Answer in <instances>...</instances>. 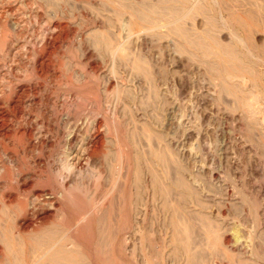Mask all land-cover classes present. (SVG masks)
<instances>
[{
	"label": "bare ground",
	"instance_id": "obj_1",
	"mask_svg": "<svg viewBox=\"0 0 264 264\" xmlns=\"http://www.w3.org/2000/svg\"><path fill=\"white\" fill-rule=\"evenodd\" d=\"M207 7L0 0V264H125L132 245L141 264H264L259 202L234 185L231 199H217L213 184L187 180L162 130L173 104L168 49L178 63L187 52L221 93L236 95L246 127L259 119L263 97L235 79L264 90V36L251 39L263 20L232 10L247 38L234 31L223 45L227 20ZM197 8L203 33L187 27Z\"/></svg>",
	"mask_w": 264,
	"mask_h": 264
},
{
	"label": "rangeland",
	"instance_id": "obj_2",
	"mask_svg": "<svg viewBox=\"0 0 264 264\" xmlns=\"http://www.w3.org/2000/svg\"><path fill=\"white\" fill-rule=\"evenodd\" d=\"M190 1H192V3H196L197 5H207V8L210 10L209 12H211L213 16L215 15L214 17L218 20V22L222 23V21L224 22V20H227V24H225L227 28L222 25L217 32V37L219 38L218 41L224 43L223 45L232 42L233 34L231 33H234V31L238 32L236 30L237 25L236 22H234L235 20L233 21V19L228 17L229 12L232 10H237L240 13L247 11L252 13L254 12L261 17L260 19L263 20L262 22L264 23V0H227L228 2H225L224 0ZM220 1L221 3H219ZM216 2L218 3L216 4ZM198 10L200 11L198 8L193 10V12L192 10L190 11L192 14L189 15L192 17L190 18L188 15V18L186 19L187 27H190V29L192 28L191 30L194 29V32L203 33L206 28L207 21L204 16L205 14L199 12ZM262 22L257 23L258 26H256L254 33L251 35V39H254L253 42L255 45L263 44L262 40H260L264 36V24ZM238 33L243 39L247 38V34L244 32L242 33L241 31ZM262 39H264V37ZM218 50L220 52V49H217L216 51ZM162 52L164 51L162 50ZM186 53L187 52L182 55L181 63H178L173 58L169 49L168 51L162 53L166 64L165 67L167 71L169 70V74L171 73L168 75V85L170 90L168 89L167 92H171L168 95V97L170 96L168 98L169 102L171 99L173 104L174 99H178L179 102L176 103L177 100H175V105H167L164 113L168 110L169 112L165 115L163 114L164 124L162 125V130L167 137L169 135L172 136L168 137L169 147L170 149L172 148V151L173 149H175L174 151H178V157L181 158V160H179L181 161L182 166L184 165L185 171L187 170V180L190 179L189 181H199L198 184L202 187H205L207 184H213L215 192L217 193V199H223L224 197H226V199H231L233 194H235L234 187L238 190L241 188L242 190L240 189L239 191H245L244 193H247L250 198L259 202V210L262 214H264V152L259 144V139H262L259 137L262 135L258 136L264 133V90L253 89V86L249 83L250 81L246 78H244V80L243 78H239L241 80L238 78L235 79L236 84H239H237L238 87L236 85L235 86L240 91L242 90L243 92H247L251 90L254 92L255 90V96L258 95L257 97H260L261 99L263 97V99L256 102L257 104L255 105L256 107H261L257 109L258 114L256 113L260 120L258 119L257 122L255 120V123L250 126L253 128L255 127L254 129L248 128L246 127L247 122H245L247 114L238 105L237 98L235 97L236 95L221 93L218 89L219 86L217 85L219 84V80L212 75L213 79H211L212 77L210 76V72L207 71L206 66H203V63L199 64L197 61L195 62V60L190 57L191 55ZM174 69H176L179 74L175 75L173 73L176 72ZM259 69L257 70L264 71L263 67ZM180 71H183V75ZM178 75H182V80L179 79L180 76L178 77ZM172 101L170 103H172ZM168 107L170 108L168 109ZM179 111H181V113ZM258 117H255V119ZM245 123L246 125H244ZM178 124H181V126ZM247 130H251L252 134L250 135L251 132L249 133ZM253 130L256 131L254 132ZM176 133H178V137L175 140V137L177 136ZM255 133L258 134L256 135ZM257 138H259V142L257 141ZM170 139L172 141H170ZM221 185L224 187H221ZM233 185L234 187H231ZM220 195L223 197L221 198ZM156 232H154L153 235L154 237L159 238L161 233L159 231ZM130 248L126 251V255H122L124 256V263L141 264L140 255L142 251L140 250L139 245H132Z\"/></svg>",
	"mask_w": 264,
	"mask_h": 264
}]
</instances>
